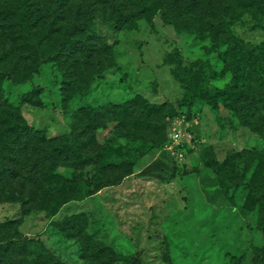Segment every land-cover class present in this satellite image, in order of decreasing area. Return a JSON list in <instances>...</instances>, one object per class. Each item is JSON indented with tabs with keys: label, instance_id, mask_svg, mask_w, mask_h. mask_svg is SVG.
Masks as SVG:
<instances>
[{
	"label": "rangeland",
	"instance_id": "obj_1",
	"mask_svg": "<svg viewBox=\"0 0 264 264\" xmlns=\"http://www.w3.org/2000/svg\"><path fill=\"white\" fill-rule=\"evenodd\" d=\"M143 1L152 2L0 0V241L27 244L1 250L0 264L125 263L115 255H139L141 264H264V199L247 207L252 184L264 195V101L237 106L233 89L182 105L195 85L232 82L230 73L204 76L223 69L226 46L178 33L165 21L176 15L167 6L138 16ZM245 2H220L215 15L235 18L242 59L264 60V10ZM198 59L200 72L191 66ZM259 81L263 91L264 74ZM131 98L134 108L120 106ZM20 120L47 138L73 133L95 158L54 170L57 198L38 190L32 173L24 177L40 142L17 147V164L9 160ZM242 150L224 167L206 165ZM156 161L163 164L145 174Z\"/></svg>",
	"mask_w": 264,
	"mask_h": 264
},
{
	"label": "trees",
	"instance_id": "obj_2",
	"mask_svg": "<svg viewBox=\"0 0 264 264\" xmlns=\"http://www.w3.org/2000/svg\"><path fill=\"white\" fill-rule=\"evenodd\" d=\"M257 5L264 10V0H253ZM223 2L231 3L232 0H171L170 3H167V0H152V2H142L141 9L138 11V16L148 12V10L163 9L164 7H169L175 12V17H170L165 13V21L168 24H173L176 27L178 33H193L199 36L201 39H209L212 48L220 49L223 46H226V49L219 52V58L223 61L224 67L220 71H212L210 75L204 74V76H211L215 79L223 78L227 74L232 75V82L225 86L222 89H208L206 87H200L195 85L189 92L187 99L182 101V105L190 107L193 102L199 99H210L212 101H217L221 96H225L231 90L236 89L234 99L235 104L238 106L240 101H244L246 105L245 108H251L252 105L257 102L264 101V89L260 91L256 89L255 82H259V79L262 78L264 74V60L263 57H258L252 59L250 56L247 57V60L241 58L239 43L241 40L238 35L233 31V26L236 21L233 16L224 15L219 18L216 17L215 6L216 4ZM208 4L206 9L207 12H210V15L204 16L202 13V8ZM165 4L164 6H162ZM244 4H246L244 0ZM116 5V4H115ZM251 3L249 4V6ZM246 6V5H244ZM201 9V10H200ZM183 10V11H182ZM182 12L181 13H179ZM186 12L188 17H182L183 13ZM131 14L119 11V19H126L130 17ZM30 17V16H29ZM191 18L195 22L191 21ZM264 29V26H262ZM264 48V46H263ZM172 56L170 53L168 56ZM168 62V61H167ZM191 66L197 69V72H200L204 68V62L201 59L193 61ZM109 69V67L107 68ZM255 77L256 79H252ZM11 78V77H9ZM186 80L185 78H181ZM180 81L182 82V80ZM12 80L16 82V79L12 77ZM262 84V83H260ZM261 86V85H259ZM138 103V99L131 98L126 101L123 105H120L122 108H134ZM171 113L174 114L175 107L174 105H169ZM161 109L164 108V105H160ZM238 108V107H237ZM136 112V109H135ZM20 123L15 124L12 122V128L10 130L15 131V136L9 142V150L11 157L9 160L11 163H16L18 161L17 147L23 146L25 149L29 145H37L39 142L40 150L39 156H35L32 161L28 162L27 171L24 173V177L30 179L29 173L33 174L35 177L34 183L38 185V190L43 189L47 186L48 193L47 196H54L57 198L56 188L52 186L51 182L53 180L52 174L56 168L61 165L71 163V164H93L95 158L85 150L86 143L83 142L78 136L73 133H66L60 138H47L42 134L41 130L35 129L33 126H30L25 121H19ZM24 152V151H23ZM246 150L237 151L230 154L223 162H220L216 159H209L206 162L208 167H224L228 162L233 161L235 158L242 156ZM4 155H0V160H3ZM163 164L161 161H156L150 164L146 169H144L145 174L152 173L155 168H158ZM194 171H197L195 169ZM186 174L189 171H185ZM12 173H10L11 175ZM8 189L5 188V192L8 193ZM93 193H89L92 195ZM261 199H264V195L260 193V184H252L250 189V196L247 202V207L250 210H255L260 204ZM71 217L67 219V222H74L78 219ZM261 229L264 231V209L262 211V218L260 223ZM28 240L27 237L24 238ZM27 244L23 241H20L18 237H13L11 239L0 241V251L4 250L6 252L10 251L12 248L16 249H26ZM121 261H125L122 264H141V258L139 255H134L130 260L127 257H120L115 255ZM127 261H126V260ZM241 259L238 261L240 264Z\"/></svg>",
	"mask_w": 264,
	"mask_h": 264
}]
</instances>
